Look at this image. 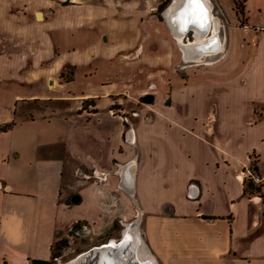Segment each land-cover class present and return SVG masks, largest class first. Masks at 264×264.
Returning <instances> with one entry per match:
<instances>
[{"label":"crops","instance_id":"crops-1","mask_svg":"<svg viewBox=\"0 0 264 264\" xmlns=\"http://www.w3.org/2000/svg\"><path fill=\"white\" fill-rule=\"evenodd\" d=\"M7 1L0 4V122H14L0 128V264L50 257L55 239L77 219L98 224L102 203L115 195L137 203L128 223L139 227L141 218L144 242L159 263L264 264V111L255 107L264 105V19L244 15L243 24L226 27L227 46L245 64L239 72L194 78L174 93L175 102L153 105L149 116L141 109L139 119L127 122L97 97L84 110L50 104L68 95L41 87L42 80L53 79L52 86L55 78L41 74L43 49L28 46V17ZM59 18L47 27L69 25ZM51 47L48 41L45 52ZM89 47L70 58L61 50L59 63L55 58L45 71L67 59L89 70ZM252 154L262 193L243 192ZM132 160L128 191L120 182L130 183L122 172ZM90 175L95 178L82 179ZM69 185L75 190L68 200Z\"/></svg>","mask_w":264,"mask_h":264},{"label":"rangeland","instance_id":"rangeland-1","mask_svg":"<svg viewBox=\"0 0 264 264\" xmlns=\"http://www.w3.org/2000/svg\"><path fill=\"white\" fill-rule=\"evenodd\" d=\"M15 1L20 4V0H9L11 7H22L29 20L25 19V23L31 28L30 38L33 41H28V46L35 50L36 43L43 49L39 53L41 74L46 77L49 71L50 78H55L52 86L48 85L52 84L53 79L48 84L42 80L41 87H50L48 92L53 94L68 95L63 100L56 97L50 104L60 109L71 106L84 110L93 108L89 102L95 103L97 97V102L101 99L100 106H113V110L123 115L127 122L139 119L140 114L142 116L141 109H145L146 116H149L153 105L175 102L174 93L189 87L194 78L202 80L239 72L245 64L241 63L240 55L227 46L226 27L229 29L231 22L241 24L244 15L250 14L251 21L264 19V0L246 1L244 13L239 12L233 0H220V3L211 0L213 14L221 24L217 32L223 41L222 50L212 57L195 62L182 58V49L163 15V9L170 0H27L29 3L20 6ZM237 1L244 4V0ZM7 2L0 0V4ZM35 9H38L40 15L43 11V17L36 16ZM180 9L182 12L189 7L181 5ZM61 16L70 20L69 25L61 23L53 28L47 27L49 22H59ZM47 33L50 37L48 40ZM190 36L193 37L191 31L187 33L186 40ZM48 41L52 47L46 53L44 47ZM88 46L89 51L85 54L93 65L89 70L67 59L59 69L53 70L51 67L45 71L49 63H55L56 60L59 63L58 58L63 57L61 50L66 49V57L70 58L71 55L83 54ZM242 58L245 63V55L242 54ZM88 72L96 73L89 78L83 76ZM200 82L201 88L208 89L210 86L209 83ZM89 92L97 95H82ZM144 93H152L155 98L145 100L142 98ZM255 107L264 111V105L259 102L255 103ZM254 157L252 154L251 160ZM249 167L254 171L251 165ZM247 175L251 174L247 171ZM75 176L79 177L78 174ZM85 178L92 180L95 177L82 176V179ZM74 190L75 187L69 185L64 197L69 200ZM102 207L103 218L98 224L77 219L72 225L78 222L83 226L71 228V225L53 241L52 250L58 253L53 258L54 264L58 259L61 262L67 261L81 250L106 241L109 237L120 238L127 229L129 232L137 229V222L128 223L135 219L140 209L137 203H124V200L119 202L115 195L109 203H102ZM142 226L140 218V229L137 225V231L144 240Z\"/></svg>","mask_w":264,"mask_h":264},{"label":"bare ground","instance_id":"bare-ground-1","mask_svg":"<svg viewBox=\"0 0 264 264\" xmlns=\"http://www.w3.org/2000/svg\"><path fill=\"white\" fill-rule=\"evenodd\" d=\"M185 0H173L170 2L169 6L164 9V14L167 19L168 24L170 25V29L174 34V37L177 39L179 43H181V48L185 49V56L184 59L186 60H194L195 62H198L200 60H203L207 57H212L214 53L218 52L219 50H222L223 41L222 38L219 37L218 29H220V21L219 19L213 14L212 9V2L211 0H204V2L207 4L209 9V21L207 22L206 28H202L198 25H195V23H189L188 27L186 29H183L182 31L178 32L179 29V18L181 20V17L184 19H190L191 10H183L181 12V17H179L177 14L180 13V7L181 4ZM190 25V26H189ZM173 28V29H172ZM175 29V30H174ZM193 32L192 36H190L189 42L186 40L187 33L190 31ZM196 34V35H195ZM216 35L218 37V42L213 49L206 48L203 49L200 47V44H202L204 41H206L210 36ZM195 36V39L193 40ZM185 39V40H184ZM193 40V42H192ZM193 43V44H192ZM183 55V53H182ZM137 229V225L135 226ZM137 229L129 232L127 229L124 234V241L123 243L127 249L125 252L126 256L123 257L121 255V260H128V258H133L134 261L133 264H158L156 261V258L154 257L153 253L150 251L146 243L144 242L143 238L140 237L139 232ZM118 239V238H117ZM112 242L116 241V238H112ZM119 248V247H118ZM118 249L112 248L113 252H116ZM105 251V249H104ZM123 251V250H122ZM138 259V260H135ZM68 261V260H67ZM67 261L60 263H67ZM86 257L80 258L79 264H86Z\"/></svg>","mask_w":264,"mask_h":264},{"label":"water","instance_id":"water-1","mask_svg":"<svg viewBox=\"0 0 264 264\" xmlns=\"http://www.w3.org/2000/svg\"><path fill=\"white\" fill-rule=\"evenodd\" d=\"M172 1L173 0H170V2H172ZM169 3L166 5L165 8H167L169 6ZM181 5H187V7H189V10H191V15H190L191 17L189 20L182 18L181 17V11H180V13L177 14L179 17H181V20H180V18L178 19L180 22L178 32L182 31L183 29H186L188 27L189 23H195V25H198L202 28H206L207 22L209 21V9H208L207 4L204 2V0H185ZM164 9H163V15L165 17ZM39 13L40 12L37 11L38 16L40 15ZM165 19H166V17H165ZM166 22H167V19H166ZM167 24H168V22H167ZM168 26L170 28L169 24H168ZM192 34H193V31H192ZM104 37H106V35H104ZM217 42H218V37L216 35H212L206 41H204L202 44H200V47L203 49H206V48L213 49V47L216 46ZM143 99L151 100V99H153V94L147 93V94L143 95ZM129 135H130V137H133L132 126L129 127ZM133 164H134V161L130 162L129 169H127V167L124 166L125 169L122 172L123 174H125L124 180L128 179L130 183L128 182L129 184H125L122 179L120 182V185L123 187L126 186L125 188L128 191H133V189H131V185H132L131 182L133 179V172H132L133 166H134ZM112 238L113 237H109V238H107L106 241L93 244V245L87 247L86 249L81 250L80 252H78L74 256L68 258L67 263H60V261H59L60 259H58L55 262V264H79L80 258H82V257H86V261H85L86 264H133L132 263L134 261L133 258H130V259L128 258V260H124V261H122L120 258L121 255L123 257H125L126 256L125 252H127L126 251L127 247L123 243H121L125 240L124 234H122V236L120 238H118V239L116 238V241H114V242L111 241ZM112 248H115L118 250L116 252H113ZM104 249H105V251H104ZM135 260H138V259H135Z\"/></svg>","mask_w":264,"mask_h":264},{"label":"trees","instance_id":"trees-1","mask_svg":"<svg viewBox=\"0 0 264 264\" xmlns=\"http://www.w3.org/2000/svg\"><path fill=\"white\" fill-rule=\"evenodd\" d=\"M233 2L236 4L238 10L240 13H244L245 8L244 4L241 5L237 0H233ZM14 122L13 119L7 120L0 122V128H6L10 126ZM251 166L256 170V157L252 159V164ZM243 192L245 193H251V192H257V193H262V188H263V181L261 182H254L251 175H245L243 178ZM58 253L52 250L51 246V255L50 257H30L29 259V264H54V256L57 255Z\"/></svg>","mask_w":264,"mask_h":264},{"label":"built area","instance_id":"built-area-1","mask_svg":"<svg viewBox=\"0 0 264 264\" xmlns=\"http://www.w3.org/2000/svg\"><path fill=\"white\" fill-rule=\"evenodd\" d=\"M247 171L251 174L252 178L256 181L260 180V175H258L257 173H254L250 167L247 168Z\"/></svg>","mask_w":264,"mask_h":264},{"label":"flooded vegetation","instance_id":"flooded-vegetation-1","mask_svg":"<svg viewBox=\"0 0 264 264\" xmlns=\"http://www.w3.org/2000/svg\"><path fill=\"white\" fill-rule=\"evenodd\" d=\"M145 94H147V93H144L143 95H145ZM143 95H142V98H143ZM155 98V97H154ZM153 98V99H154ZM91 99V98H90ZM153 99H151V100H153ZM95 103H92L91 101L89 102V105H94ZM123 119H126L125 117H123ZM81 226H83V224L82 223H78V222H76L74 225H72V227L71 228H79V227H81Z\"/></svg>","mask_w":264,"mask_h":264}]
</instances>
